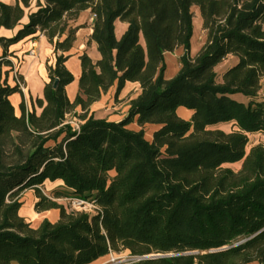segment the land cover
<instances>
[{
    "label": "trees",
    "instance_id": "trees-1",
    "mask_svg": "<svg viewBox=\"0 0 264 264\" xmlns=\"http://www.w3.org/2000/svg\"><path fill=\"white\" fill-rule=\"evenodd\" d=\"M0 63L12 44L40 34L55 46L54 65L38 115L24 100L17 114L0 87V264H90L128 250L131 257L171 254L118 264H264V0H16L0 1ZM199 7L206 40L192 55L193 19ZM93 14L91 39L101 58L80 56L74 101L67 68L79 14ZM128 24L118 38L116 21ZM183 47L180 70L165 78V53ZM61 52V53H60ZM238 62L221 81L216 67ZM139 82L128 115L110 121L90 107L118 82ZM243 94L247 101L234 97ZM80 106V131L65 124ZM193 110L190 120L177 109ZM137 117L139 130L128 128ZM147 124H159L153 139ZM231 124L225 131L218 125ZM249 148V149H248ZM241 162L235 170L227 164ZM64 190L45 194L46 180ZM35 190L37 211L60 209V219L34 227L20 214L22 196ZM92 200L98 212L68 211L59 198ZM241 242V243H239ZM239 243V244H238Z\"/></svg>",
    "mask_w": 264,
    "mask_h": 264
},
{
    "label": "crops",
    "instance_id": "crops-1",
    "mask_svg": "<svg viewBox=\"0 0 264 264\" xmlns=\"http://www.w3.org/2000/svg\"><path fill=\"white\" fill-rule=\"evenodd\" d=\"M0 1L8 4L16 3V0ZM35 9L34 2L32 9H27L26 15L21 20V25L15 29L1 27L0 36L13 37L22 25L29 21L28 15L30 11ZM92 22L93 14L90 9L82 11L76 19L70 21V25L79 27L73 47L69 51L64 52L65 55L69 56L65 64L74 75V80L66 87L67 95L71 101L75 100L79 92V81L82 73L80 56L87 53L94 62L101 58L97 43L91 39L93 32ZM115 24L116 35L120 38L126 31L128 24L121 20H117ZM34 40L37 41V46L35 53L32 54L30 53V50L33 47ZM0 51H3L2 47L0 48ZM183 54V47H179L173 52L165 53V78L170 79L179 72L181 67L180 57ZM56 57L55 46L49 41L47 36L43 34H40L36 39L27 37L9 47L6 61H10V63H0V87L5 84L15 86L17 84L15 71L18 72L24 82L25 88L22 90V93L15 92L10 95V100L13 103L17 114H21V103L23 100L29 111L35 109L38 115L42 112L43 107L37 103V99H44L45 85L49 81L48 66L55 64ZM117 87L118 82H115V84L111 86L98 101L93 103L90 107L89 115L94 114L96 117L107 118L110 121L123 120L128 115L131 101L137 98L141 93V85L139 82L127 81L119 93H117ZM75 111L80 114L82 108L78 106ZM177 113L180 117L190 120L193 115V110L180 106L177 109ZM159 127V124H147L145 126L146 138L152 140L154 131ZM128 128L134 130H139L141 128L137 122V117H135L134 121L128 125ZM50 184L64 186L63 181L60 179L56 181L46 180L43 185L49 190ZM41 189L45 194H48L47 190L42 186ZM21 200L23 201V205L20 209V214L27 221L31 222L34 227L40 225L45 219H48L51 222H56L60 219V209L58 208L43 211H37L35 209L38 197L33 189L25 191ZM58 201L63 204L62 201ZM111 257L112 255L105 256L90 264H108ZM249 264H259V262H252Z\"/></svg>",
    "mask_w": 264,
    "mask_h": 264
},
{
    "label": "rangeland",
    "instance_id": "rangeland-1",
    "mask_svg": "<svg viewBox=\"0 0 264 264\" xmlns=\"http://www.w3.org/2000/svg\"><path fill=\"white\" fill-rule=\"evenodd\" d=\"M193 11H194V19H193V36H192V40H191V44H192L191 53H192V55H195L200 50V48L202 47V45L204 44V42L206 40V30L204 29V26H203V19H202L199 7L195 6L193 8ZM237 62H238V58L230 55L224 61H222L220 64H218L216 67V71L218 72V75H219L218 79L221 81V76H222L223 72L225 70H227L228 68H230L231 66H233L234 64H236ZM234 97H236L239 100L247 101V97L243 94H236ZM257 99L258 100H264V78L262 80V89L260 90ZM217 127L221 128L225 131H230L233 129L231 124H222V125H218ZM149 132H150V130H149ZM262 141H264V135L263 134H258V133L257 134H250L249 148L251 145L257 144V143L262 142ZM241 165H242L241 162H237V163H233V164H227L226 166H230L235 170H239L241 168ZM42 187L45 190H47L48 194H52V192L55 190L66 191L63 188L64 186H60V185L55 186L54 184H50L49 190L44 185ZM51 187H53V188H51ZM62 202L69 212L74 211L71 209V207L67 204L66 201L62 200ZM112 255L114 257L120 256V258H121L120 260L128 259L131 257L130 252L128 250L123 251L121 253H114Z\"/></svg>",
    "mask_w": 264,
    "mask_h": 264
},
{
    "label": "built area",
    "instance_id": "built-area-1",
    "mask_svg": "<svg viewBox=\"0 0 264 264\" xmlns=\"http://www.w3.org/2000/svg\"><path fill=\"white\" fill-rule=\"evenodd\" d=\"M33 47L30 50V53L34 54L35 53V49L37 46V41L34 40L33 41ZM15 79L17 82V85L23 90L25 88L24 82L22 81L20 75L18 74L17 71H15ZM84 120H82L79 116V114L74 111L72 113L67 114L66 118H65V124H69L72 129L74 131H80L81 129V125L83 124ZM58 200L62 201H66L67 204L71 207L72 210H77V211H84L87 213H96L98 212V206L96 205V203L92 200H88V199H84L81 197H76V196H69V197H64V198H59ZM145 257V256H144ZM144 257H130L128 259H123L120 260V256H116L114 257L112 255L111 259H110V263L108 264H118V263H122V262H126L129 260H140Z\"/></svg>",
    "mask_w": 264,
    "mask_h": 264
},
{
    "label": "water",
    "instance_id": "water-1",
    "mask_svg": "<svg viewBox=\"0 0 264 264\" xmlns=\"http://www.w3.org/2000/svg\"><path fill=\"white\" fill-rule=\"evenodd\" d=\"M167 255H171V254H150V255L145 256L144 258H155V257H161V256H167Z\"/></svg>",
    "mask_w": 264,
    "mask_h": 264
},
{
    "label": "bare ground",
    "instance_id": "bare-ground-1",
    "mask_svg": "<svg viewBox=\"0 0 264 264\" xmlns=\"http://www.w3.org/2000/svg\"><path fill=\"white\" fill-rule=\"evenodd\" d=\"M62 181V180H61Z\"/></svg>",
    "mask_w": 264,
    "mask_h": 264
}]
</instances>
